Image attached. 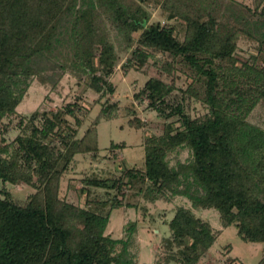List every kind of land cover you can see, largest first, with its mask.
<instances>
[{
  "label": "trees",
  "instance_id": "obj_1",
  "mask_svg": "<svg viewBox=\"0 0 264 264\" xmlns=\"http://www.w3.org/2000/svg\"><path fill=\"white\" fill-rule=\"evenodd\" d=\"M148 1L0 0V179L34 189L25 203L0 189V264H137V219L124 223L125 236L104 232L111 209L134 205L126 196L135 186L149 202L175 195L190 202L174 207L160 240L166 259L153 264H208L202 257L221 229L193 208H214L241 239L264 241V125L250 120L264 106L263 0H160L164 22L149 21ZM174 19L183 22L181 36ZM241 37L254 42L247 57L235 53ZM120 52L128 53L124 70L148 63L170 76H148L135 94L164 118L162 130L146 132L142 166L82 177V191L91 185L112 194L79 204L59 194L61 179L76 153L98 154L97 124L114 117L118 103H104L81 136L76 101L28 115L16 107L31 78L51 88L66 69L84 73L100 95L113 93L108 77ZM180 76L187 83L172 97ZM192 101L201 114L192 116ZM126 110L128 125H147ZM16 116L7 140L3 119ZM182 148L187 158L170 164L169 153ZM233 261L225 264H244ZM256 264H264V251Z\"/></svg>",
  "mask_w": 264,
  "mask_h": 264
},
{
  "label": "rangeland",
  "instance_id": "obj_2",
  "mask_svg": "<svg viewBox=\"0 0 264 264\" xmlns=\"http://www.w3.org/2000/svg\"><path fill=\"white\" fill-rule=\"evenodd\" d=\"M160 0L148 1L151 10L149 21L160 20L166 21L165 12L160 7ZM248 5H254L255 0H235ZM264 3V0L263 2ZM174 23L179 35H182V20H171ZM135 36L137 32L133 33ZM250 51H254V42L241 37L238 40L236 55L247 57ZM128 53L120 52V59L113 72L108 77L114 85L113 93H105L103 96L100 92L95 91L88 85L89 78L84 73H74L66 69L54 87L44 85L36 77L31 78L27 94L23 97L16 109L20 114L28 115L35 108H48L53 111L61 108L67 102L76 101L80 104V109L76 114L83 118V123L78 129V136H81L87 126L99 112L101 106L107 101H116L118 110L114 117L105 119L101 118L97 124V137L99 152L96 156L90 153H76L73 165L66 172L60 184L59 194L71 201L79 204H85V200H95L104 198L112 194V190L105 187L87 186V191L81 190L83 183L82 177L85 175L98 173L100 176L108 173H117L122 166H142L144 146L143 138L147 131L159 133L162 130L164 118L159 113L147 106V99L139 101L136 93L150 75L162 76L165 80L170 81V76L161 73L156 66L145 64L142 68H128L124 70L121 63L126 59ZM186 80L180 76L176 80V89L172 92V97L179 98V88L186 85ZM48 94L50 99H46ZM135 109L136 114L147 122L146 126L133 127L128 125L126 107ZM188 110L192 116L201 114L203 109L198 101H192ZM17 116L4 118V123L8 125V131L4 133L7 140H10L17 129L14 128ZM69 124L74 126V118L67 116ZM250 120L264 125V106L258 105L251 113ZM124 143V146L110 148V144ZM189 155L187 148L172 151L168 155L170 164L177 160H185ZM106 171V172H105ZM0 189H3L11 195L18 203H25L28 194L34 189L24 183L4 182L0 179ZM127 200L134 203L133 206H122L113 208L110 211L109 222L105 228V233L113 237L125 236L124 223L128 219L138 220V229L135 232V241L137 245V264H153L157 256L166 259V252L161 248V238L169 233L167 220L171 218L176 205L190 206L189 200L182 195H175L172 200L167 201L159 199L155 202L144 200L139 192L138 186L127 190ZM194 212L207 219L216 229H221L216 240L210 249L202 257V261L208 264H225L235 260V263L256 264L264 251V241L253 242L245 241L239 237L234 225L223 227L220 223L218 211L214 208H193ZM230 244V249H225V244ZM170 264H172L170 262Z\"/></svg>",
  "mask_w": 264,
  "mask_h": 264
}]
</instances>
